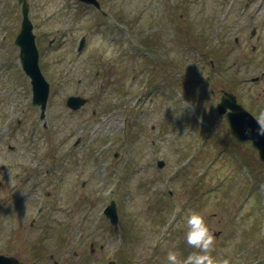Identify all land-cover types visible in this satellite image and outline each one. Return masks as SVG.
I'll return each instance as SVG.
<instances>
[{"label": "rangeland", "instance_id": "374dc122", "mask_svg": "<svg viewBox=\"0 0 264 264\" xmlns=\"http://www.w3.org/2000/svg\"><path fill=\"white\" fill-rule=\"evenodd\" d=\"M100 1L106 16L78 0H28L38 60L50 85L43 145L56 151L64 147L61 138L67 145L83 138L75 149L76 177L66 172L57 201L43 202L52 203L46 211L56 228L47 250L68 257L62 264H168L173 249L182 264L196 251L184 239V218L199 210L213 232L215 254L231 264H264L258 189L264 166L250 145L233 143L224 120L211 113L216 98L206 93L212 84L232 87L253 109L262 106L264 80L243 78L264 72V0H237L230 8V0ZM20 10L16 0H0V100L19 104L15 113L32 107L12 42ZM252 26L258 35L250 39ZM151 33L160 34L158 41L142 39ZM5 56L20 74L5 66ZM193 83L198 86L191 96ZM71 94L88 98L74 113L65 105ZM196 109L208 118L195 120ZM38 132L40 125L34 139H41ZM157 159L164 160L162 167ZM111 199L119 207L114 226L103 214ZM39 202H30L29 211Z\"/></svg>", "mask_w": 264, "mask_h": 264}, {"label": "flooded vegetation", "instance_id": "af4514ba", "mask_svg": "<svg viewBox=\"0 0 264 264\" xmlns=\"http://www.w3.org/2000/svg\"><path fill=\"white\" fill-rule=\"evenodd\" d=\"M254 77L259 83L264 80V72L260 73V77ZM262 93L264 86L259 95ZM261 104H255L257 109H253L254 105L250 108L264 125V101ZM15 108L0 105V254L13 256L22 264H62L68 257L62 260L58 255L61 251L50 252L45 245L50 231L56 228H50L53 217L50 218V212L46 211L52 203L47 205L43 202L57 201L58 188L66 172L73 171L76 177L78 163L75 160L79 157L75 149H78L82 138L72 145H67L64 143L66 139L61 138L60 144L63 143L64 147L53 151L48 143L43 145L44 139L40 142L34 139L35 125L27 115H17ZM35 199H40L41 203L35 210L33 206L30 212V202ZM77 238V241L80 240L82 234ZM90 244L89 249L93 253L94 246L92 242ZM64 248L67 246L64 245ZM75 250L72 254L74 258L78 255Z\"/></svg>", "mask_w": 264, "mask_h": 264}, {"label": "water", "instance_id": "95a60500", "mask_svg": "<svg viewBox=\"0 0 264 264\" xmlns=\"http://www.w3.org/2000/svg\"><path fill=\"white\" fill-rule=\"evenodd\" d=\"M20 1V0H19ZM22 1L23 19L21 22V29L16 37V43L20 47V60L24 71L31 77V84L33 89V102L44 107L47 96V83L44 81L37 64V50L34 44V35L32 33V25L27 17V3ZM89 3L98 5L96 0H83ZM73 102H71V101ZM83 99L79 97H70L69 105L77 106L81 104ZM230 101V102H228ZM229 106L232 108L231 112L227 113V122L231 132L239 139H251L252 142L259 148V155L264 160V131L260 128L255 119L239 104L235 103L234 96L231 93L224 92L221 96V101L218 103V111L222 113L225 108ZM115 205L113 201L103 210L110 218L111 222L117 219ZM0 264H12L11 259L0 255ZM108 264H115L114 261H108Z\"/></svg>", "mask_w": 264, "mask_h": 264}, {"label": "clouds", "instance_id": "9594fccd", "mask_svg": "<svg viewBox=\"0 0 264 264\" xmlns=\"http://www.w3.org/2000/svg\"><path fill=\"white\" fill-rule=\"evenodd\" d=\"M184 223L186 226L184 239L196 251L184 257L182 264H231L229 257L214 253V235L202 211H189ZM166 260L168 264H181L177 251L173 249L168 251Z\"/></svg>", "mask_w": 264, "mask_h": 264}]
</instances>
